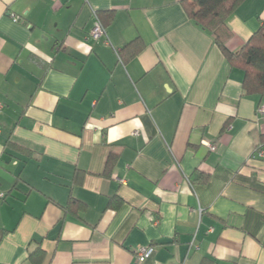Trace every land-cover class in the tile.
I'll list each match as a JSON object with an SVG mask.
<instances>
[{
	"label": "crops",
	"instance_id": "obj_1",
	"mask_svg": "<svg viewBox=\"0 0 264 264\" xmlns=\"http://www.w3.org/2000/svg\"><path fill=\"white\" fill-rule=\"evenodd\" d=\"M263 21L245 0L227 48ZM243 81L182 0H0V264H264Z\"/></svg>",
	"mask_w": 264,
	"mask_h": 264
},
{
	"label": "trees",
	"instance_id": "obj_2",
	"mask_svg": "<svg viewBox=\"0 0 264 264\" xmlns=\"http://www.w3.org/2000/svg\"><path fill=\"white\" fill-rule=\"evenodd\" d=\"M245 0H182L188 17L208 32L215 44L232 67L244 72L243 89L245 95L264 94V21L261 28L246 42L239 52H231L227 48L232 33L228 26L230 17ZM100 20L105 25L102 17ZM140 40L129 43L124 49L135 46L133 52L142 50ZM139 45V47H138ZM123 51L119 56L124 59ZM110 160V164H111ZM114 166V165H113ZM112 166V168H113ZM111 168L110 171L113 169ZM84 205L77 201L69 204L68 210L75 212ZM41 255V253H39Z\"/></svg>",
	"mask_w": 264,
	"mask_h": 264
},
{
	"label": "built area",
	"instance_id": "obj_3",
	"mask_svg": "<svg viewBox=\"0 0 264 264\" xmlns=\"http://www.w3.org/2000/svg\"><path fill=\"white\" fill-rule=\"evenodd\" d=\"M94 18H95V26L94 29L92 31L91 37L95 40H99L102 38L107 39V32H106V27L104 26V24L102 23V21L100 20V17L98 16L97 13H94ZM14 21L15 22H19L20 19L18 17H14ZM3 109L2 104H0V111ZM259 113L261 115H264V105H262L259 108ZM208 148L211 151H215L216 148L213 144H207ZM254 157L257 158H263L264 157V152L258 148L256 150V154L254 155ZM154 252V248L153 247H149L146 249H143L139 252L138 256H137V262L141 263L144 262L145 260H147L148 258H150V256L153 254Z\"/></svg>",
	"mask_w": 264,
	"mask_h": 264
}]
</instances>
